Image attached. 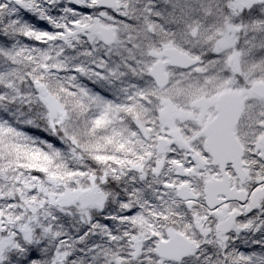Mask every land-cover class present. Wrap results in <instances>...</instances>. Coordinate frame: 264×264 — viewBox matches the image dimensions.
<instances>
[{"label": "trees", "instance_id": "16d2710c", "mask_svg": "<svg viewBox=\"0 0 264 264\" xmlns=\"http://www.w3.org/2000/svg\"><path fill=\"white\" fill-rule=\"evenodd\" d=\"M177 1L178 6L175 0H125L127 3H122L119 13H112L116 16L117 28L122 30L117 51L101 44L96 56L89 58L92 62L88 60L89 65L100 63L109 71L111 91L118 88L119 96L107 99L108 110L102 119L98 103L87 101L81 84L70 83L71 78H79L71 77L73 68H81L87 61L86 47L69 49L65 43L56 42V35L51 34L45 42L33 40L23 48L19 43L15 45V40L27 35L29 27L36 22L27 13L26 16L18 14L20 8L12 13L9 5L0 0V211L12 202L6 194L9 186L5 182L35 165L42 170L35 173L44 179V174L49 172L83 175V184L87 186L91 185L92 178L94 191L101 193L105 200L98 209L58 207L53 212L54 228L43 229L38 225L32 242L13 232L16 224H7L0 239L8 240L14 235L18 249L8 246L0 264H117V260L123 264H160L152 242L154 237H151V260L141 262L127 238L106 243L96 235L102 227H117L116 219L127 206L131 210L126 217L138 210L129 198L133 199L135 191L131 189L134 182L130 172L124 173L125 169L118 168L115 171V163L126 159L135 149L134 145L137 150L141 146L145 153L149 152V143L153 141L150 137L166 133L160 119L162 95L148 76L157 62L155 55L164 48L174 47L200 60L201 64L192 71L175 70L172 76L174 90L169 92L179 108L180 104L195 105L200 99L211 101L225 89L229 79L249 78L251 84L264 82V0L241 11L238 19L231 18L228 9L232 0ZM137 2L132 11V5ZM149 8L147 16L141 17L143 10ZM160 21L164 25L159 26ZM232 25L241 30L235 34L236 44L233 48L225 47L222 53L217 52V44L223 41ZM39 32L47 35L50 31ZM66 63L67 68H59ZM234 64L237 67L232 68ZM50 70L56 73L47 75ZM38 86L55 92L60 98L67 112L62 124L52 122L43 103L36 101ZM147 129L151 130L149 139L144 135ZM16 195L13 190L14 199ZM23 214L26 219L30 215L26 209ZM170 217L175 222L179 220L176 216ZM154 236L158 241L162 239ZM236 245L238 253L232 260L219 264H247L246 255H241L244 244ZM256 249L264 253V245ZM209 251L206 247L202 254L208 255Z\"/></svg>", "mask_w": 264, "mask_h": 264}, {"label": "rangeland", "instance_id": "374dc122", "mask_svg": "<svg viewBox=\"0 0 264 264\" xmlns=\"http://www.w3.org/2000/svg\"><path fill=\"white\" fill-rule=\"evenodd\" d=\"M18 1L22 3V7H19L15 3L9 4L7 1H5V3L9 5L12 13H14L17 8H20L23 11L17 10L18 12H16L18 14L25 13L26 16L27 13L30 17H34V22H36V24L29 27L28 34L25 35L26 37L24 36L27 41L24 37H18V39L15 40V45L19 43V46L23 48L28 47V44L32 43L33 40L45 42V39H49L50 37L48 36L51 34L56 35V42L65 43L64 46L69 49L73 48V46L80 45L86 47L84 51L85 55H87V61L81 64V68L80 66H75L73 68L71 77L77 75L79 78H71L72 80L70 83L76 86L77 83L82 85L81 89L87 101L98 103V112H100L102 119H104L108 110L106 101L107 99H111L109 97L113 95L115 97L119 96L117 91L118 88L116 89L115 87L111 91L110 81L112 78L110 77L109 71L102 67L100 63L89 65L88 60L92 58V56L95 57L96 53L100 50L98 44L101 43L98 33L101 27H116L117 36L121 34L122 30L116 26V16L112 14L119 13V11L113 10V12L107 13V11L98 9L99 12L95 13L97 0H90V4H88L89 8L90 10L91 8L94 10L90 11L88 14L74 8L68 3V0H57L55 3H53L52 0ZM121 1L123 4L127 3H124L125 0ZM175 1V5L178 6V1ZM257 3H260L259 0H234L228 9L231 11V14L234 15V19H238L241 11L248 10ZM135 4H138V2L132 5V11L134 10L133 6H135ZM142 4H144L143 1ZM191 5L192 3L190 6ZM148 11H150V8L143 10L144 14H141V17L143 16L145 18ZM157 24L159 26L164 25L161 21L157 22ZM39 30H49L50 32L45 35L44 33L41 34ZM238 31L241 30L232 25L223 41L217 44V52L222 53L224 47L233 48L237 42L236 39L234 41V37L236 36L235 33ZM118 42L117 40L116 44L111 48H105H110L109 50L115 49L117 51L116 47H118ZM34 46H37V44H34ZM92 49H94V51L90 52ZM236 55L237 54L234 53V57H236ZM91 62L92 61H90V63ZM49 67L50 66L47 65V69H49ZM61 67L67 68L68 65L67 63L66 65L62 64L59 68ZM234 67L237 66L234 64L232 68ZM81 69L85 72L87 70L86 76L79 74ZM77 71L79 73H77ZM55 73V71L50 70L47 75ZM168 74H170V76L175 75V70L171 72L168 71ZM112 77L113 79L115 78L113 74ZM236 85L237 81H234L229 89L235 88ZM169 89L171 92L174 90L173 87ZM246 91L249 102H252L255 108H259L260 116L263 121L260 122L257 120V130L259 128L264 129V104H262V106H256L257 102L253 98L251 91ZM108 92L110 95L108 94L107 96L106 93ZM36 101L41 104L43 103L47 111H49L50 120L52 122L55 124H62L64 122L67 112L62 108L60 98L55 92L51 93L42 87V90L39 91V96L36 97ZM199 103L200 104L195 105L194 108L192 107V110L187 109L185 106L183 107L184 112H181L169 103V105L167 103L164 104L165 107L163 108L164 105L161 100V107H159V109L161 108L160 111H162V113H160L161 126L165 132H168V136L172 137V139L177 142L182 137H185L184 131L181 130L180 125L183 126L185 130H196L197 127L200 128L203 126V119H206L205 114L213 107V104L207 101V99ZM150 131L149 129L145 131V139H149L148 136H150ZM254 131H256L255 127ZM192 135L197 139L198 133L197 135L194 133ZM247 135L251 134L248 133ZM258 137L259 136H255L253 142H256ZM134 146L135 149H132L130 155H126V159L122 162L115 163L116 165L114 164L115 166L113 169H115V171L118 169H125L124 173L126 170L130 172V178H132V182H134L131 189H135V191L133 199L131 196L129 198L134 201L138 210L131 216L126 217L131 208L130 206L124 208L125 212L116 219L117 222H119L117 227H102L99 229L96 233L99 240L105 241L106 243H114L115 241H120L123 237L127 238L129 243H132L136 248L134 251H136L137 260L142 262V260H151L152 242L156 246L159 241H167L171 239L176 232H182L195 242L192 258L188 259L190 262L185 260L182 264H196V262L197 264H206L209 258L211 259L209 264H219L220 261H231L235 254L238 253L236 250V243L244 244L241 255H246L245 262L247 264H264V253H260L261 250L256 249L264 245V196L260 201V204L262 203V206L259 205V208L261 207L260 211H257V214L253 215L252 219L240 222L241 225L235 229V233L229 238L230 240H221L220 237L215 236L211 230L209 223L210 218L209 215L206 214L209 212L205 205L199 203H177L176 201V190L183 184L192 186L197 194L202 195L206 182L211 175H214L211 169L212 166L206 167L208 164L205 163V167L201 168L195 163L188 164L186 171L190 172L191 178L189 181H184L175 176V171L173 169V165L175 164L183 165L179 158H176L174 155H167L162 158L157 156L154 157L150 152L145 153L141 146H139L140 150L136 149V145ZM149 150H151V147ZM251 151L259 154V152H256V147L251 146ZM167 154H169V152ZM171 154L177 155L180 154V152H172ZM57 161H60V159ZM183 162H185V160H183ZM40 168L41 167L36 165L35 167L32 166L26 169L25 172H17L15 179L5 182V184L9 186L6 190V194L11 197L12 202L9 205L6 203L5 206L1 207L3 211H0V235L6 231L7 224H16L17 227L13 232L16 234L19 233L25 240L32 242L33 233L38 225L43 229L46 228V226H49L51 229L54 228L56 219L53 212L58 207L76 206L84 209H98L103 207L105 200H103L101 193L94 191L92 185V182L95 183L94 179L91 178V185L87 186L83 184V175L67 176L64 173L49 172L48 174H44V179L35 173L38 172L37 170H41ZM257 172L259 173L255 175L253 180L261 179L262 172H260V170H257ZM174 177L175 179L171 180ZM12 184L15 185V189H13ZM165 187L167 190H165ZM13 190L17 194L16 198L19 200L17 202H15L16 198L14 199L12 196ZM24 209H26L27 212L29 211L30 214L27 216V219L25 217L26 214H23ZM170 216H176L179 220L175 222L173 217ZM121 230L123 231L121 232ZM130 231L132 234L129 233ZM153 234L162 239L158 241ZM151 237H154V241ZM14 241V235L8 238V240L0 239L1 259L5 258L7 247L13 246ZM14 246L15 250H17L18 245ZM206 247L210 248V251L208 255H203L202 253ZM198 252H200V254ZM131 253H133V251H131ZM193 256L195 257L194 259ZM130 259H134V257L131 256ZM191 259H193V261H191ZM117 264H123V261L117 260ZM160 264L174 263L160 260Z\"/></svg>", "mask_w": 264, "mask_h": 264}, {"label": "water", "instance_id": "95a60500", "mask_svg": "<svg viewBox=\"0 0 264 264\" xmlns=\"http://www.w3.org/2000/svg\"><path fill=\"white\" fill-rule=\"evenodd\" d=\"M5 1L9 4L15 3L19 7L23 6L18 0ZM52 1L55 3L57 0ZM69 1L70 5L76 9L84 8L88 2V0ZM97 7L103 10H120L117 0H99ZM99 37L105 47L111 48L116 44L118 39L116 28L101 27L99 29ZM163 54L167 61L154 64L149 72L151 79L154 80L155 85H157L161 91H164V89L170 86V77L166 73L167 67L183 71L193 69V67L201 64L200 60L191 58L189 55L183 52L181 53L175 48L167 49ZM38 90L41 91L42 86L38 87ZM251 91L255 96L264 100V83H256ZM216 103L217 117L214 121L210 122L202 132L206 138L205 153L211 156L213 160L212 164L219 169L221 174L220 180L209 182L205 192L207 197V208L212 211L219 209L222 204L230 203L231 201H237L242 204H246L247 202V195L245 193H239L235 189H231V177L226 173L227 167L233 165L234 172L242 182L247 178L244 171V163H242L245 152L243 151L241 142L236 138L235 132L240 117L243 114V95L237 92L234 94L225 93ZM158 146L159 154L163 155L167 148H169V141L167 139H161ZM175 168L178 171L177 176L182 178L189 177L185 174L182 166L178 165L175 166ZM220 196L224 197V200H218ZM177 197L182 202L186 203L197 201L198 199L188 186L180 187L177 191ZM262 197V193L255 195L251 202L254 209L259 208ZM236 225V217L233 215L230 219L220 224L217 232L221 235H229ZM194 248L193 240L185 236L182 232H176L171 239L167 241L161 240L155 247L158 259L174 264H182L183 261L192 258Z\"/></svg>", "mask_w": 264, "mask_h": 264}, {"label": "flooded vegetation", "instance_id": "af4514ba", "mask_svg": "<svg viewBox=\"0 0 264 264\" xmlns=\"http://www.w3.org/2000/svg\"><path fill=\"white\" fill-rule=\"evenodd\" d=\"M98 1L99 0H97V5H98ZM233 1L234 0H232V2ZM117 2L119 4V6L121 7L122 1L117 0ZM68 3L70 4L69 0H68ZM88 4H90V0H88V3L84 8L78 9V10H80L81 12H86L88 14L90 11L94 10L92 8L90 10ZM98 9L103 10L100 7H97V8H95L94 12L95 13L99 12ZM104 11H107V13L113 12V10H104ZM240 16H241V13L239 14L238 18ZM231 18H235L234 15H231ZM114 28H116V27H114ZM149 30H150L149 32L151 33L153 28L150 27ZM116 34H117V32H116ZM98 37H99V33H98ZM100 43L102 44L103 47H105L101 41V38H100ZM101 44H98V46L101 47ZM172 48H174V47H172ZM172 48H164V49H162V51L159 54L155 55V59L157 60V62H162V61L166 62L167 59L164 57L163 52L166 49H172ZM175 49H177V48H175ZM224 50H225V47L223 48L222 51H224ZM216 51H217V48H216ZM219 53H221V52H219ZM193 58H195V57H193ZM198 66L193 67V69L197 68ZM193 69L183 70V71L188 72V71H192ZM169 70L182 71L179 69H174V68L171 69L170 67H167L166 71H169ZM77 73H79V72L77 71ZM86 73H87V70L85 72L81 69L79 74L86 76ZM148 76H150L149 73H148ZM170 77H171V82H172V76H170ZM150 79H151V77H150ZM151 81L155 85L154 80L151 79ZM234 81H237V85L235 86V88L229 89L231 87V84L234 83ZM234 81H233V79L227 80L226 81L227 86L225 87V89L223 91H221V93L218 96H216L214 99H212L210 101V103L213 104V107L209 111L206 112V114H205L206 119H203V122H202L203 126L202 127H200V128L197 127L196 130H193V129H191V130L186 129L185 130V128L183 129V126L180 125L181 130L184 131L185 137H182L179 141L176 142L175 140H173L172 137L168 136L169 134L166 131L165 135H163V136H152V137H150L151 139H153V141L151 143H149V145L151 147V150H149V152L154 157L157 156V157L162 158V157H166L167 155L168 156L174 155V156H176V158H179V160L182 162L183 165L175 164V165H173V169L175 171V176H177L178 171L176 170L175 166L179 165V166H182L184 168L185 174H187L189 177L188 178H182L180 176H177V178L179 177L180 179H182L184 181H189V179L191 178L190 172L186 171V167H188V164H194L195 163L196 165H199L201 168L205 167V163L208 164V165H206V167L212 166L211 169H212V172H214V175L213 176L211 175L210 178L208 179V181L206 182V184H205L206 186L202 192V195L197 194V192L193 189L192 186H188L191 188L194 195L198 198L197 201H190L187 203L182 202L177 197V191L179 189L176 190V197H177L176 199L177 200L176 199L175 200L177 201V203H180V202L185 203V204L199 203V204L205 205V207L207 208V205H206L207 197L205 195V192L207 190V186H208L209 182H211V181L220 180L221 174L219 172V169L214 167V165L212 164L213 160H212L211 156L209 154L205 153L206 138L204 137L202 132L210 122H212L216 119V117H217V113H216L217 103L216 102L221 96L225 95V93L234 94L235 92L243 95V101H244L243 114L240 117L239 124H238L235 132H236V138L239 140V142H241L242 147H243V151L245 152L242 163H244V171L247 175V178L244 180V182H242L239 179L238 175L234 172L233 165H229L227 167L226 173L228 175H230V177H231V181H230L231 189H235L239 193L240 192L245 193L247 195V202H246V204H242V203H239L237 201H231L230 203L222 204L221 207L215 211L209 210L207 208L209 213H206L207 215H209V218H210L209 223H210L212 232L214 233L215 236L220 237V239L224 240V241L230 240L229 238L233 236V234L235 233V229L239 225H241L240 222L252 219L253 215L257 214L256 213L257 211H260L261 207L256 208V209H254L252 207L251 202H252L253 198L255 197V195L262 193V195L264 196V153H262V152H264V129L259 128L257 130V128H258V121L257 120H259L260 122H263V121H262V118L260 116L259 108L258 107L255 108L254 104L252 102H249V98H247V91H246V90L251 91L252 87L256 83H264V82L255 81V83L251 84L249 81V78H245V79L235 78ZM170 87H171V84L168 88L164 89V91H161L156 85V88L158 89V91L162 95L161 100L163 101V105L166 103L167 104L169 103V104L173 105L174 107H176L179 111L184 112L183 107L186 106L187 109L192 110V107L194 108L195 105L200 104L199 102L202 101L200 99L199 102L195 103V105L191 104L190 106L189 105L184 106V105L180 104V108H179L176 105H174L175 102L172 100V95L169 92ZM251 94H252L253 98L255 99V101L257 102L256 106H258V105L262 106V104H264V100L255 96L252 91H251ZM164 107H165V105L163 106V108ZM208 112L212 113V114H208ZM160 113H162V111ZM160 119H161V116H160ZM254 127L256 128V131H254ZM251 129H253V130H251ZM193 133L196 135L198 133L197 139L193 137V135H192ZM248 133H250L251 135H247ZM255 136H259V137L256 139V142H253ZM250 137H251V139H250ZM161 139H165V140L167 139L169 141V148H167L165 154H163V155L159 154L158 144H159V141ZM250 145L253 147H256V152H259V154L252 152ZM150 147H149V149H150ZM177 151H179L180 154H177V155L171 154L172 152H177ZM168 152H169V154H167ZM183 160H185V162H183ZM257 170H260V172H262V177L260 180H253V178H255V175H257L259 173V172H257ZM174 179H175V177L172 178L171 180H174ZM166 183H167V181H166ZM182 186H187V185L183 184V185H181V187ZM165 190H167L166 187H165ZM218 200H224V197L220 196V198ZM260 206H262V203L260 204ZM231 207H232V210H231ZM233 215L236 217V224L237 225L233 229L232 233L229 235L219 234L217 232V229L220 226V224H222V222H225L228 219H230Z\"/></svg>", "mask_w": 264, "mask_h": 264}]
</instances>
